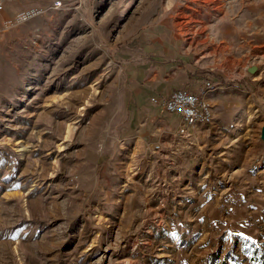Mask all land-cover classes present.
Returning a JSON list of instances; mask_svg holds the SVG:
<instances>
[{
  "label": "rangeland",
  "instance_id": "1",
  "mask_svg": "<svg viewBox=\"0 0 264 264\" xmlns=\"http://www.w3.org/2000/svg\"><path fill=\"white\" fill-rule=\"evenodd\" d=\"M181 65L224 93L164 140ZM263 130L264 0H0V264H252Z\"/></svg>",
  "mask_w": 264,
  "mask_h": 264
},
{
  "label": "crops",
  "instance_id": "2",
  "mask_svg": "<svg viewBox=\"0 0 264 264\" xmlns=\"http://www.w3.org/2000/svg\"><path fill=\"white\" fill-rule=\"evenodd\" d=\"M190 74H193L192 70L185 69V66L182 65L172 69L168 75H164L163 69L159 67V69H155V72L151 77H148L146 75V79L145 81H142V83L145 84L146 82L147 90L151 91L154 97L158 98H163L165 96L167 97L176 90H186L188 92L192 91L194 93H197L202 88L205 81L202 80L198 83L189 84L190 82H192L190 77L193 78V76H191ZM222 93H224L223 90L219 89L217 91L209 92L206 94V100L210 103L213 111L217 112L219 110L217 108V101L222 98ZM224 105L229 106L230 104L228 102H225ZM153 106L159 109L160 113H162V117L160 119L161 128L159 129V131H161L164 135L163 139L172 140V137L175 135L178 128L182 126V118L179 114H172L167 112L162 106ZM212 126L213 125L205 126L202 124H197L191 129V133L195 135L197 132H203L206 130V128Z\"/></svg>",
  "mask_w": 264,
  "mask_h": 264
},
{
  "label": "built area",
  "instance_id": "3",
  "mask_svg": "<svg viewBox=\"0 0 264 264\" xmlns=\"http://www.w3.org/2000/svg\"><path fill=\"white\" fill-rule=\"evenodd\" d=\"M59 1L57 7L61 6ZM24 16V14H20ZM216 90L211 80L206 79L199 92L176 90L165 98H154L153 102L169 113L179 114L182 117L181 134L191 137V129L197 124L209 125L214 121V111L206 100V94Z\"/></svg>",
  "mask_w": 264,
  "mask_h": 264
},
{
  "label": "trees",
  "instance_id": "4",
  "mask_svg": "<svg viewBox=\"0 0 264 264\" xmlns=\"http://www.w3.org/2000/svg\"><path fill=\"white\" fill-rule=\"evenodd\" d=\"M252 264H264V255L254 257Z\"/></svg>",
  "mask_w": 264,
  "mask_h": 264
},
{
  "label": "bare ground",
  "instance_id": "5",
  "mask_svg": "<svg viewBox=\"0 0 264 264\" xmlns=\"http://www.w3.org/2000/svg\"><path fill=\"white\" fill-rule=\"evenodd\" d=\"M210 2L208 1V3L206 2V4H209ZM257 7V6H256ZM219 11H220V9H219Z\"/></svg>",
  "mask_w": 264,
  "mask_h": 264
},
{
  "label": "water",
  "instance_id": "6",
  "mask_svg": "<svg viewBox=\"0 0 264 264\" xmlns=\"http://www.w3.org/2000/svg\"><path fill=\"white\" fill-rule=\"evenodd\" d=\"M263 135H264V130H263Z\"/></svg>",
  "mask_w": 264,
  "mask_h": 264
}]
</instances>
